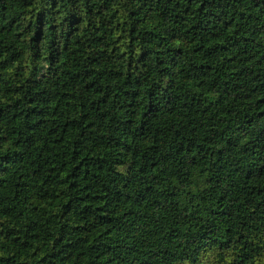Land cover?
Returning <instances> with one entry per match:
<instances>
[{"label": "trees", "instance_id": "obj_1", "mask_svg": "<svg viewBox=\"0 0 264 264\" xmlns=\"http://www.w3.org/2000/svg\"><path fill=\"white\" fill-rule=\"evenodd\" d=\"M0 264H264V0H0Z\"/></svg>", "mask_w": 264, "mask_h": 264}]
</instances>
